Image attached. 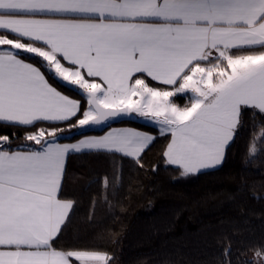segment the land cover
<instances>
[{
    "label": "snow or ice",
    "instance_id": "1",
    "mask_svg": "<svg viewBox=\"0 0 264 264\" xmlns=\"http://www.w3.org/2000/svg\"><path fill=\"white\" fill-rule=\"evenodd\" d=\"M133 114L169 139L164 163L181 176L221 166L245 117L264 121V0H0V128L31 142L0 134V264H115L57 247L74 204L61 185L74 153L143 168L156 136L86 133ZM233 255L229 241L221 264H264V245Z\"/></svg>",
    "mask_w": 264,
    "mask_h": 264
},
{
    "label": "trees",
    "instance_id": "2",
    "mask_svg": "<svg viewBox=\"0 0 264 264\" xmlns=\"http://www.w3.org/2000/svg\"><path fill=\"white\" fill-rule=\"evenodd\" d=\"M56 83L65 94L81 97L76 88ZM262 124L259 117H245L221 166L181 176L164 163L166 136L137 120H113L111 127L134 126L157 139L142 155L143 168L119 154L69 155L61 192L74 204L57 247L107 253L115 264H221L230 241L233 260H252L264 245ZM108 128L89 127L86 133ZM9 132L21 145L31 143L22 130L0 128V134ZM79 138V132H69L63 142Z\"/></svg>",
    "mask_w": 264,
    "mask_h": 264
},
{
    "label": "crops",
    "instance_id": "3",
    "mask_svg": "<svg viewBox=\"0 0 264 264\" xmlns=\"http://www.w3.org/2000/svg\"><path fill=\"white\" fill-rule=\"evenodd\" d=\"M180 102V104H185L186 101L181 98L178 100ZM142 117H138L136 116L135 114H133L131 117H128V119H131V120H137V121H140L139 119H141ZM141 122V121H140ZM150 125V124H149ZM153 126V125H152ZM109 130H116V131H125V130H135V131H141V132H145V133H148V134H151V135H154L153 133L149 132V131H146V130H142V129H139V128H136L134 126H129V125H119V126H113L111 128H108L106 131H104L103 133L101 134H91V135H88V136H102V135H105L107 133V131ZM155 136V135H154ZM80 139V138H79ZM78 140V139H77ZM77 140L75 141H72V142H64V143H75ZM68 162V160H67ZM67 162H66V165H65V171H66V167H67ZM211 170V169H210ZM206 171V170H205ZM65 175V174H64ZM62 185H63V181H62ZM62 185H61V189H62Z\"/></svg>",
    "mask_w": 264,
    "mask_h": 264
},
{
    "label": "rangeland",
    "instance_id": "4",
    "mask_svg": "<svg viewBox=\"0 0 264 264\" xmlns=\"http://www.w3.org/2000/svg\"><path fill=\"white\" fill-rule=\"evenodd\" d=\"M178 103H180L179 101H178ZM141 122H143V123H146V124H150V125H152L151 123H149L147 120H145L144 118H141V119H139Z\"/></svg>",
    "mask_w": 264,
    "mask_h": 264
},
{
    "label": "water",
    "instance_id": "5",
    "mask_svg": "<svg viewBox=\"0 0 264 264\" xmlns=\"http://www.w3.org/2000/svg\"><path fill=\"white\" fill-rule=\"evenodd\" d=\"M128 117H124V118H117V119H115V120H124V119H127ZM99 127V126H98Z\"/></svg>",
    "mask_w": 264,
    "mask_h": 264
}]
</instances>
